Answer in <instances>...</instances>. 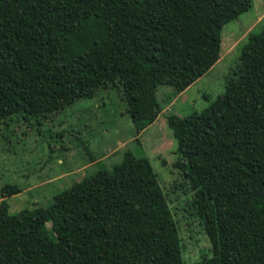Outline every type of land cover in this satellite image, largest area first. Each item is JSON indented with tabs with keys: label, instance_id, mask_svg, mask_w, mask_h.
<instances>
[{
	"label": "trees",
	"instance_id": "trees-1",
	"mask_svg": "<svg viewBox=\"0 0 264 264\" xmlns=\"http://www.w3.org/2000/svg\"><path fill=\"white\" fill-rule=\"evenodd\" d=\"M167 1L0 0V122H38L116 88L134 136L147 130L163 111L157 88L172 89L167 102L195 84L220 60L222 27L252 6L211 0L212 17L168 26L164 39L122 55L110 29L121 12L108 6L129 10V26L145 18L137 8L146 16L151 9L154 35ZM260 23L247 33L223 93L206 98L202 111L167 117L179 157L170 199L137 138L123 171L54 196L43 208L45 233L32 211L9 213L6 199L22 189L4 184L0 264H264V16ZM190 193L185 210L202 219L212 243L193 262L183 257L169 203Z\"/></svg>",
	"mask_w": 264,
	"mask_h": 264
},
{
	"label": "rangeland",
	"instance_id": "rangeland-1",
	"mask_svg": "<svg viewBox=\"0 0 264 264\" xmlns=\"http://www.w3.org/2000/svg\"><path fill=\"white\" fill-rule=\"evenodd\" d=\"M180 1L166 2L164 22L155 24L157 30L154 35L150 16L156 14L151 9L146 16L144 8H137L141 10L140 18H145L141 24L129 26V10H122L118 3L108 6L112 13L121 12V21L115 17L110 21L111 32H117L114 37L121 54L134 52L142 43L147 47L164 39L170 34L165 32L168 26L181 30L189 25L190 21L186 19L210 18L215 12L211 0H198L202 5L193 0H185L181 4ZM258 1L252 0L248 11L222 27L220 60L195 84L167 102L165 99L172 89L167 86L157 88L156 98L163 111L155 124L137 137L134 136L129 116L122 114L124 104L116 88L100 90L94 99L79 101L38 122L32 120L29 124L20 116L0 122V187L10 184L22 189L21 193L6 199L9 213L30 210L38 219L41 230H44L43 208L52 202L54 196L83 179L92 185L120 173L132 162V154L138 144L170 199V194L174 192L170 188L178 175L175 172L179 157L167 117L174 114L182 118L194 111H202L209 104L206 98L213 99L223 93L225 82L238 64L240 49L248 33L246 31L257 32L261 29L262 24L255 21L257 14L263 18L264 0L260 8L257 7ZM120 25L123 31L118 33ZM125 46L132 48L126 49ZM92 159L95 161L91 162ZM191 197L192 193L189 196L182 194L169 202L182 242V254L188 262L209 253L212 246L202 219L194 214L193 209L185 210Z\"/></svg>",
	"mask_w": 264,
	"mask_h": 264
},
{
	"label": "crops",
	"instance_id": "crops-1",
	"mask_svg": "<svg viewBox=\"0 0 264 264\" xmlns=\"http://www.w3.org/2000/svg\"><path fill=\"white\" fill-rule=\"evenodd\" d=\"M261 4H262V0H259V1H258V6H257V7L260 8V7H261V6H260ZM258 10H259V9H258ZM263 16H264V15H263ZM263 16H262V17H263ZM261 19H262V18L260 17V15L257 14V15H256V21H255V22H260ZM255 22H254V23H255ZM251 24H253V22H252ZM249 31H250V30H248V31H246V32H249ZM158 118H159V116H158ZM158 118H157V119H158ZM155 122H156V121H155ZM155 122H154L152 125H150V126L148 127V129L151 128V126H153V125L155 124Z\"/></svg>",
	"mask_w": 264,
	"mask_h": 264
}]
</instances>
